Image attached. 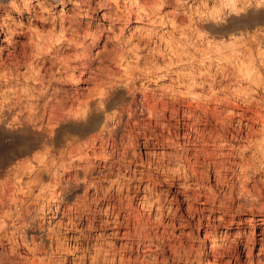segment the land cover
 Segmentation results:
<instances>
[{"label":"clouds","instance_id":"1","mask_svg":"<svg viewBox=\"0 0 264 264\" xmlns=\"http://www.w3.org/2000/svg\"><path fill=\"white\" fill-rule=\"evenodd\" d=\"M0 264H264V0H0Z\"/></svg>","mask_w":264,"mask_h":264}]
</instances>
